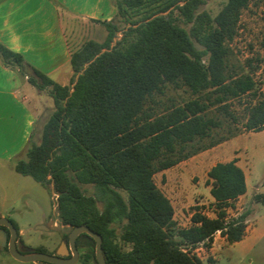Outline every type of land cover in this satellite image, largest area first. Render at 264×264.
I'll return each instance as SVG.
<instances>
[{"label": "trees", "instance_id": "16d2710c", "mask_svg": "<svg viewBox=\"0 0 264 264\" xmlns=\"http://www.w3.org/2000/svg\"><path fill=\"white\" fill-rule=\"evenodd\" d=\"M254 1L226 0L211 17L198 12L203 0H112L115 20L99 22L104 41L88 40L71 52L67 86L0 45L2 64L46 92L53 107L39 142L29 141L14 170L52 186L61 225H84L102 237L106 264H201L192 252L200 245L210 249L215 234L228 244L244 237L249 212L231 218L227 212L246 192L234 160L207 172L215 217L196 208L186 228L174 221L154 176L264 130V94L254 79L259 65L235 63L230 48ZM171 91L192 98L163 102ZM235 100L244 105L243 116L232 109ZM81 186H92L95 196ZM82 261L96 262L94 248Z\"/></svg>", "mask_w": 264, "mask_h": 264}, {"label": "rangeland", "instance_id": "374dc122", "mask_svg": "<svg viewBox=\"0 0 264 264\" xmlns=\"http://www.w3.org/2000/svg\"><path fill=\"white\" fill-rule=\"evenodd\" d=\"M203 2L198 12H206L214 17L226 0H203ZM180 26L185 27L183 24ZM120 28L124 29V26L120 24ZM186 28L188 29V27ZM85 35L87 34L85 33ZM121 36L122 32H119L114 43L120 40ZM92 37L102 40L100 35H93ZM69 38L71 41L74 39L71 35ZM230 48L235 63L242 64L249 59L252 60L254 68L259 65L260 69L254 75V79L258 83L260 93L264 94V0L252 2L248 9L242 13L238 35L231 43ZM40 93L45 103L38 118L36 129L38 135L43 122L49 117L53 109L47 93ZM167 98H171L175 103L180 104L192 97L188 92L171 91L162 101L166 103ZM244 100L245 98L241 99V103H244ZM243 106L237 100L232 103V109L238 116H243ZM242 118L240 121L243 120ZM38 135H36V142H39L40 136ZM218 146L206 155L198 154L194 158L184 161L169 174H157L154 178L157 187L173 205L175 219L182 227L188 226V215L195 212L196 208L210 218L215 217L211 208L210 183L206 173L217 162L238 157L241 164H247L245 170L248 182L247 196L251 200V197L255 195H264V130L243 133L220 144V147ZM81 188L87 196H95L92 186H81ZM123 196L125 195L123 194ZM241 208L244 207L239 206L237 202L234 203V209L230 208L227 211L228 216L231 218L242 214L246 209L239 211ZM248 208L253 213L258 212V216H264L262 202H256L252 199ZM178 212L181 213V217H179ZM1 216L8 219L17 229L21 252L27 248L34 252L39 250L47 255H55L61 244L66 242V236L68 237L71 229L69 226L61 225L57 217L56 196L52 192V186L46 187L30 177L19 175L12 165L0 167ZM221 238L220 234L216 235L212 252L202 245L192 252L201 260V264H260L253 248L245 249L242 245L226 244V240ZM79 241L81 243V260L75 264H96L93 261H82L84 252L89 248H94V244L84 237H81ZM0 264L41 263H19L13 260L3 248H0Z\"/></svg>", "mask_w": 264, "mask_h": 264}, {"label": "crops", "instance_id": "0c3cea01", "mask_svg": "<svg viewBox=\"0 0 264 264\" xmlns=\"http://www.w3.org/2000/svg\"><path fill=\"white\" fill-rule=\"evenodd\" d=\"M116 13L112 0H0V45L21 55L29 66L55 83L67 86L73 75L69 65L71 52L88 40L102 43L107 33L99 22L114 21ZM69 34L74 38L72 41ZM91 35H100L102 40ZM44 103L41 93L30 86L26 78L22 80L16 70L4 66L0 60V167L14 166L16 160L23 158L29 141L32 139L36 142L38 118ZM214 150L212 148L200 154L206 155ZM232 160L243 171L246 184L245 194L234 203L244 207L239 211L246 209L249 212L245 235L234 244L242 245L245 249L253 248L257 260L264 264V216H258V212L253 213L248 208L251 200L261 195H255L251 200L247 196V164H241L238 157L217 163ZM180 164L157 174L167 175ZM209 183L211 188V181ZM209 198L212 203V198ZM256 202L264 205V199ZM193 213L188 215L187 227L191 225ZM178 215L182 216L180 212ZM173 219L182 227L175 219V210ZM216 235L219 234L214 235L210 252L214 250ZM221 239L224 240L223 237Z\"/></svg>", "mask_w": 264, "mask_h": 264}, {"label": "water", "instance_id": "95a60500", "mask_svg": "<svg viewBox=\"0 0 264 264\" xmlns=\"http://www.w3.org/2000/svg\"><path fill=\"white\" fill-rule=\"evenodd\" d=\"M105 52V50H102ZM6 228L9 232L10 238L7 241L6 232L2 229ZM80 235H85L94 244L95 263L106 264L102 253V237L91 231L87 226H75L71 227L68 234L67 243H62L59 250L55 255H47L41 252H34L30 249H23L21 252L17 249L16 239L18 236L17 229L14 225L6 218H0V248L7 247L9 256L19 263H36L40 262L43 264H75L78 258V252L76 249V241ZM71 253L72 259L68 260L65 258Z\"/></svg>", "mask_w": 264, "mask_h": 264}, {"label": "flooded vegetation", "instance_id": "af4514ba", "mask_svg": "<svg viewBox=\"0 0 264 264\" xmlns=\"http://www.w3.org/2000/svg\"><path fill=\"white\" fill-rule=\"evenodd\" d=\"M2 229L5 230V232H6V238H7V241H8L9 238H10L9 232H8V230H7L6 228H3V227H2ZM80 236H81V235H80ZM80 236H79V237H80ZM79 237L77 238V241H78ZM83 237L86 238V239H88L85 235H84ZM77 241H76V249H77V252H78V258H77V261H78V260H81V250H80V247L77 246ZM64 243H67V240H66V242H64ZM16 246H17V249H18V250L21 248V247L19 246L18 236H17V239H16ZM3 249H6V250H7V247H3ZM7 252H8V251H7ZM65 258H67L68 260L72 259V255H71V253L68 252V255H67ZM77 261H76V262H77Z\"/></svg>", "mask_w": 264, "mask_h": 264}, {"label": "built area", "instance_id": "2783aa9c", "mask_svg": "<svg viewBox=\"0 0 264 264\" xmlns=\"http://www.w3.org/2000/svg\"><path fill=\"white\" fill-rule=\"evenodd\" d=\"M219 234V233H218Z\"/></svg>", "mask_w": 264, "mask_h": 264}]
</instances>
